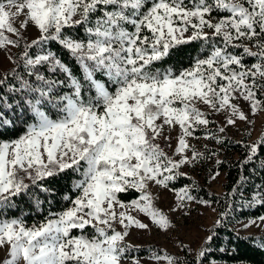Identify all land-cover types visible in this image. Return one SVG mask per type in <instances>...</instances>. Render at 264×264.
<instances>
[{
	"label": "snow or ice",
	"instance_id": "snow-or-ice-1",
	"mask_svg": "<svg viewBox=\"0 0 264 264\" xmlns=\"http://www.w3.org/2000/svg\"><path fill=\"white\" fill-rule=\"evenodd\" d=\"M29 23L39 32L30 42L22 31ZM77 27L83 36L71 34ZM51 41L81 76L48 47ZM197 43L202 47L192 57ZM8 46L23 48L14 63L25 75L12 70L19 82L8 88L12 103L0 94V127L14 125L5 116L13 109L27 127L0 142V211L30 188L25 177L32 185L65 172L80 178L79 195H66L70 206L45 221L28 226L20 216L0 218V248L8 249L0 264H123L132 247L129 229L149 227L134 211L169 227L149 186L167 188L183 175L182 165L203 156L189 138L213 123L210 115L223 113L235 126L251 123L241 101L253 115L264 111V0H0V48ZM185 59L189 66L181 69ZM177 126L174 159L157 140ZM247 147L244 163L264 148V137ZM133 191L136 198L121 199ZM256 195L264 203V194ZM177 196L193 199L187 189ZM207 252H198L201 264ZM154 258L179 264L171 255Z\"/></svg>",
	"mask_w": 264,
	"mask_h": 264
},
{
	"label": "trees",
	"instance_id": "trees-1",
	"mask_svg": "<svg viewBox=\"0 0 264 264\" xmlns=\"http://www.w3.org/2000/svg\"><path fill=\"white\" fill-rule=\"evenodd\" d=\"M71 34L83 36L84 32L82 28L77 27L76 31ZM27 41L30 42L31 40ZM48 47L56 52L77 76L82 75L75 60L66 50L62 49L58 42L51 41ZM201 47L197 43L194 45V50L190 49L192 57L198 54ZM22 51V47H16L14 61L19 60ZM254 62L255 58L245 57L246 64L251 65ZM166 66L172 67V62H169ZM188 66L187 59L180 65L181 69ZM13 69H16L21 75H25L23 66L17 67V64L13 63L0 76V79L5 78L6 75L8 77L5 85L0 87V94L9 96V103L13 102V94L8 92L9 86L19 87V82L11 75ZM41 71L49 78H56L52 73L47 72L46 68H42ZM26 78L34 79L31 77ZM60 78L63 79V76L61 75ZM16 99H19L18 95H16ZM14 112L18 114L17 109L5 111V116L13 119L14 125L0 127V142L18 138L27 127L26 123H22L21 119L14 116ZM27 122L31 123L32 121L28 119ZM215 129L214 125H209L207 129H198L195 135L213 134L216 131ZM262 137H264V122L261 131L252 139L226 134L217 138L215 146L204 147L207 151H204L203 156L198 160L205 166L211 163L210 168L223 170L222 190L212 189L207 182L200 181L196 176L197 173L194 174L193 171L185 172L181 169L179 171L183 175H179L175 180L169 182L170 187L186 188L194 197L209 201L217 211V220L210 227L209 236L212 237V240L209 241V236L206 237L194 254L190 252L188 246L184 243L181 252L172 255L177 258L179 264H201V261L197 260L201 248L208 249L206 258L202 259V264H235L239 262L264 264V231L241 233L235 228V224L243 219L264 214V203L260 202V197L256 195L258 192L264 194V166L261 165V160H264V148L258 151L253 161L244 163L249 154L247 146L257 143ZM196 151L200 152L199 150ZM216 154H219V156L217 157ZM211 159H214L213 162ZM201 170L203 169H197L198 174ZM79 178L77 173L65 172L55 177L46 178L42 182L38 181L37 185H32L30 179L24 180L25 183L30 185V188L13 200V207L0 211V218L20 216L28 226L45 221L50 213L61 212L70 206V201L64 199L66 195L73 199L79 195V192L74 188V183ZM45 188L50 191H44ZM138 195L139 193L133 191L131 194H121V199L129 201ZM77 234L79 233L73 232V235ZM131 246L129 252L126 253L128 257L149 254L151 249L163 251L155 244Z\"/></svg>",
	"mask_w": 264,
	"mask_h": 264
},
{
	"label": "rangeland",
	"instance_id": "rangeland-1",
	"mask_svg": "<svg viewBox=\"0 0 264 264\" xmlns=\"http://www.w3.org/2000/svg\"><path fill=\"white\" fill-rule=\"evenodd\" d=\"M23 19V16L19 17L15 26L19 28ZM22 31L24 32L26 40L34 39L39 35L37 29L32 26L31 23H29L26 30L22 29ZM15 50L16 47L14 46L0 48V76L5 69L14 63ZM240 105L242 109L248 113L251 123L237 120L235 126L228 125L225 114L212 113L209 118L213 123L210 124V126L214 125L216 131L211 135L203 133L200 135H194L193 138H189V143L195 147V150L204 153V151H207L204 147L215 146V142L220 135L230 134L235 137H247L248 139L255 137L263 127L264 111H258L253 115L249 112V105L246 102L241 101ZM201 107L203 108V106ZM220 128H224V131L221 132ZM179 134L180 129L178 126L171 130L165 128L163 136H170V141H165L163 136L157 140L160 146L174 159H179L178 156L174 155ZM8 141L11 140H5L3 142ZM191 154V151L187 152V155L191 156ZM216 155L217 157L219 156V154ZM211 160L213 162L214 159ZM211 165L212 164L209 163L205 166L197 159L194 163L182 165L180 169L185 172L193 171L194 174L197 173L196 176L200 181L203 182L204 180L212 189L222 190V181L224 178L223 170L210 168L209 166ZM198 168L203 169L199 174L197 172ZM24 180L27 181L29 178L25 177ZM180 189L184 188H173L170 186L165 188L160 185L150 184L148 191L154 198L153 203L157 209L168 216L170 225L167 229L161 228L153 223L144 213L134 211L132 214L141 222L148 224L149 227L146 229H139L136 227L129 229L130 234L126 238V243L131 245L155 244L162 248L163 251L151 249L149 254L133 255L131 257H128L126 254V259L123 261V264H134V262H138V264H167L166 261H158L154 257L178 254L181 252L184 243L188 246L190 252H193L194 254L196 253L198 246L210 235V227L217 220L215 206L209 201L194 197L188 189L187 190L193 199H185L181 202L177 196ZM261 216H264V214ZM261 216L243 219L235 224V228L241 233H256L264 231V221L259 219ZM253 221H255V223H253ZM119 227L120 226L117 225L118 229ZM7 253L8 249L6 247L0 248V261H3V259L7 257ZM235 264L249 263L239 262Z\"/></svg>",
	"mask_w": 264,
	"mask_h": 264
}]
</instances>
